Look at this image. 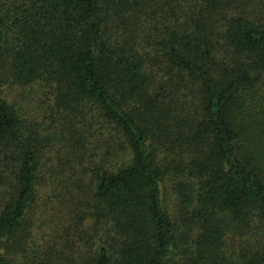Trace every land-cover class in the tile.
<instances>
[{"label": "trees", "instance_id": "1", "mask_svg": "<svg viewBox=\"0 0 264 264\" xmlns=\"http://www.w3.org/2000/svg\"><path fill=\"white\" fill-rule=\"evenodd\" d=\"M57 138L78 234L45 249ZM0 264H264V0H0Z\"/></svg>", "mask_w": 264, "mask_h": 264}, {"label": "rangeland", "instance_id": "2", "mask_svg": "<svg viewBox=\"0 0 264 264\" xmlns=\"http://www.w3.org/2000/svg\"><path fill=\"white\" fill-rule=\"evenodd\" d=\"M11 93L12 97H16L17 104L20 107H24L28 111L27 113H29L36 122L49 124L52 128V132H57L58 124L54 125L52 122V118L56 119V116L53 114L52 118H50V106H48L47 102L45 103L40 92L27 88L26 92L22 93L20 88H12ZM7 94L9 99V91ZM57 139L59 141H53L50 149L45 151L46 157L43 160L45 166L42 169L44 178L41 183V190L35 202L34 215L32 216V223H35V227H33L34 230L32 231L33 235H35L34 244H39L43 248H45L44 244L46 240L49 241L50 245H52V242L58 244L61 240H65L66 238L76 240V233L78 234L76 220L79 211L75 210L74 203L70 200V196L67 197L63 195L62 198L58 197L57 199V193L53 192L55 185L52 184L53 180L49 177L51 168L54 169L57 167V159L63 157V153L60 152L62 141L60 138ZM58 190L60 189L58 188ZM71 191L76 193V190L72 186ZM166 194L169 206L173 208V205L176 204V196L170 182L166 184Z\"/></svg>", "mask_w": 264, "mask_h": 264}]
</instances>
